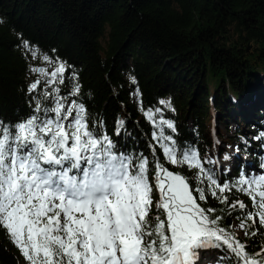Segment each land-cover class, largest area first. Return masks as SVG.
Here are the masks:
<instances>
[{"label":"snow or ice","instance_id":"snow-or-ice-1","mask_svg":"<svg viewBox=\"0 0 264 264\" xmlns=\"http://www.w3.org/2000/svg\"><path fill=\"white\" fill-rule=\"evenodd\" d=\"M18 39L21 54L42 65L29 68L36 76L26 89L30 114L13 124L0 121V231L25 264H199L200 253L210 250L220 253L216 264L229 258L230 264H264V246L249 252L251 244L221 227L224 217L207 207L213 200L227 206L219 211L236 212L238 229L255 243L264 236V163L260 174L241 167L228 180L231 154L221 163L201 156L195 143H178L175 124L164 114L170 103L161 99L163 107L145 110L141 102L155 129L150 181L147 155L116 152L99 131L102 122L89 127L74 66L39 56L22 34ZM129 79L130 95L139 96L136 78ZM119 125L116 135L124 121ZM252 139L264 149V130ZM249 146L241 138L228 147L239 156ZM153 188L159 194L154 206ZM233 193L246 195L252 210L230 200Z\"/></svg>","mask_w":264,"mask_h":264},{"label":"trees","instance_id":"trees-1","mask_svg":"<svg viewBox=\"0 0 264 264\" xmlns=\"http://www.w3.org/2000/svg\"><path fill=\"white\" fill-rule=\"evenodd\" d=\"M18 34L37 46L39 56L74 66L89 127L102 122L99 131L116 152L147 155L150 181L155 129L139 106L163 107L161 99L170 103L164 114L175 124L178 143H195L201 156L214 151L224 162V154L235 155L228 146L246 138L250 146L240 154L262 171L264 149L252 137L264 130V0H0V121L5 124L30 114L26 89L36 76L29 68L42 65L21 54ZM130 76L139 96L130 95ZM120 120L123 130L116 135ZM157 156L163 162L158 146ZM229 163L228 180L241 167L247 171L240 157ZM158 197L154 192L153 206ZM234 199L252 210L246 195L233 193ZM207 207L224 217L221 227L251 244L249 252L264 246V236L253 243L236 231L237 213L219 211L226 205L209 200ZM211 252L200 257L211 259ZM0 264H25L3 231Z\"/></svg>","mask_w":264,"mask_h":264},{"label":"rangeland","instance_id":"rangeland-1","mask_svg":"<svg viewBox=\"0 0 264 264\" xmlns=\"http://www.w3.org/2000/svg\"><path fill=\"white\" fill-rule=\"evenodd\" d=\"M37 61H41L39 58L38 59H36ZM46 66V65H45ZM54 66V65H53ZM49 70H51V68L49 69ZM231 124H232V126H234V123L233 122H230ZM216 125H217V128L219 127V128H223V124H221L219 121H217L216 122ZM251 132V131H250ZM253 137H254V135H253ZM252 137V138H253ZM236 144H234L233 146H235ZM232 152H233V149H232ZM209 156H211V157H213V158H217V155H216V153L214 152V151H211L210 152V154H209ZM234 158L236 157V158H238V157H242L241 156V154H239V156H236V153H235V155L233 156ZM263 159V161H264V157L262 158ZM243 160L245 161V162H247V171L246 172H248V173H251L252 175H257V174H260L261 173V171H259V170H256L254 167H252V165H251V161H250V157L248 158V157H245V158H243ZM233 161H234V159H233ZM221 163H225V162H221ZM227 166H229V167H231V164L229 163V162H227ZM154 192H156L155 191V189L153 188V194H154ZM236 231L238 232V233H240V234H242L243 232L242 231H240L239 229H238V224H236ZM212 253V255H213V258H211V259H209L210 258V255L209 254H205V256L204 257H200V261H199V264H216V258H217V256H219L220 255V253L218 252V251H215V250H213V252H211ZM214 259V260H213Z\"/></svg>","mask_w":264,"mask_h":264},{"label":"water","instance_id":"water-1","mask_svg":"<svg viewBox=\"0 0 264 264\" xmlns=\"http://www.w3.org/2000/svg\"><path fill=\"white\" fill-rule=\"evenodd\" d=\"M249 49V48H248Z\"/></svg>","mask_w":264,"mask_h":264}]
</instances>
